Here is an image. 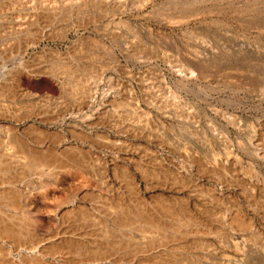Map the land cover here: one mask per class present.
I'll list each match as a JSON object with an SVG mask.
<instances>
[{"label": "rangeland", "instance_id": "rangeland-1", "mask_svg": "<svg viewBox=\"0 0 264 264\" xmlns=\"http://www.w3.org/2000/svg\"><path fill=\"white\" fill-rule=\"evenodd\" d=\"M0 54V135L51 171L4 264H264V0H0Z\"/></svg>", "mask_w": 264, "mask_h": 264}, {"label": "bare ground", "instance_id": "bare-ground-1", "mask_svg": "<svg viewBox=\"0 0 264 264\" xmlns=\"http://www.w3.org/2000/svg\"><path fill=\"white\" fill-rule=\"evenodd\" d=\"M37 1V0H36ZM49 9V8H48ZM51 10V9H50ZM48 11V10H47ZM57 15V14H56ZM59 17V16H58ZM2 40V39H1ZM16 55V54H15ZM0 56H1V54H0ZM17 56V55H16ZM18 56H20V55H18ZM17 56V57H18ZM2 59V58H1ZM14 59V58H13ZM17 59V58H16ZM12 60V59H11ZM2 61V60H1ZM5 61V60H4ZM8 61H10V60H8ZM13 62V61H12ZM68 63V62H67ZM54 66V65H53ZM70 67V66H69ZM6 68V67H5ZM4 69V67L3 66H1L0 65V75H2V70ZM66 69V68H65ZM65 69H62V70H65ZM74 70V69H73ZM54 71V70H53ZM69 71V70H68ZM72 71V70H71ZM67 72V71H66ZM68 73V72H67ZM73 74V73H72ZM71 74V75H72ZM80 74V73H79ZM70 75V76H71ZM80 76V75H79ZM83 76V75H82ZM76 77V76H75ZM79 81V80H78ZM81 81V80H80ZM71 82V81H70ZM78 83H80V82H78ZM74 84H75V82H74ZM84 84V83H83ZM77 85V84H76ZM74 86V85H73ZM78 88H79V86H78ZM84 87H82V89H83ZM176 119V118H175ZM178 119H180V118H178ZM177 120V119H176ZM178 121V120H177ZM3 128V127H2ZM2 128H1V137L0 138H2V140H0V146H2L1 147V149H3L2 151H0V187H3L4 188V191L2 192V191H0V236H1V234H2V231H17V232H22V231H19L22 227L24 228V226H26L27 225V223H25L26 221H28V218L30 217V219H31V216H29V215H32V211H34V210H32L31 211V209L30 208H28L27 207V205H28V194H25L24 195V193H23V195H21V197H20V195H19V193H17L18 192V187H23V188H25V190L26 191H29V190H32L33 188L32 187H37L38 185H39V183H41V181L38 183V181L40 180V179H37L36 180V178L38 177V178H40V176L39 175H43V174H39V173H41V171L43 172L44 171V173H48V171L49 170H46L45 168L43 169V165H45L46 164V159H47V157L46 158H44L43 156H41V158H39V160H35V158L37 159L38 157H35V154H38V153H34L35 152V150H34V155H32V152H31V154L29 153V154H26V156H22V157H19V156H16V155H18V154H16L15 155V153H13L14 151V149H11L12 147H13V145L12 146H8V145H5V142H6V140L9 138V133H10V135H11V132H9L8 131V129H10V128H3V130H2ZM13 134V133H12ZM38 134V133H37ZM11 137V136H10ZM18 137V136H17ZM35 138V137H34ZM36 138H38V137H36ZM9 140V139H8ZM7 140V141H8ZM32 140H34V139H32ZM10 141V140H9ZM23 141V140H22ZM35 141V140H34ZM39 140H37V142H38ZM16 142H18V141H16ZM36 141H35V143H37ZM9 143V142H8ZM19 143V142H18ZM22 143V142H21ZM40 143V142H39ZM20 144V143H19ZM21 145V144H20ZM20 145L18 146V149H21L20 148ZM38 145V144H37ZM40 145V144H39ZM15 146V145H14ZM35 146V145H34ZM18 149L16 150V151H18ZM36 149V148H35ZM76 150V149H75ZM13 151V152H12ZM23 151V150H22ZM72 151V150H71ZM70 151V152H71ZM44 152V151H43ZM74 152V150L72 151V153ZM76 152V151H75ZM79 153V152H78ZM71 154V153H70ZM69 154V155H70ZM31 155L33 156V157H31ZM38 155H41L40 153L38 154ZM55 155V154H54ZM62 155V154H61ZM78 155V154H77ZM82 154H80V156H81ZM52 156H53V154H52ZM68 156V155H67ZM70 156H72V155H70ZM79 156V155H78ZM26 157V158H25ZM49 157L50 156H48V159H49ZM53 158H55V157H53ZM67 158H69L67 161H66V163H64V162H62L63 164V166L64 165H67V164H79L81 161L79 160V158L77 159V157L75 156V153H74V156H72L71 158L70 157H67ZM81 158H82V156H81ZM51 159V158H50ZM60 159V158H59ZM82 160V159H81ZM51 161V160H50ZM80 161V162H79ZM47 162H48V160H47ZM52 162V161H51ZM51 162H48V163H51ZM78 162V163H77ZM86 163V162H85ZM47 165V164H46ZM80 165V164H79ZM156 165V164H155ZM91 166V165H90ZM45 167V166H44ZM47 167H49V166H47ZM51 167V166H50ZM49 167V168H50ZM48 168V169H49ZM57 168H60V167H57ZM71 168V167H70ZM94 168V167H93ZM124 168V167H123ZM144 168V167H143ZM52 168H50V170H51ZM102 170V169H101ZM125 170V169H124ZM153 170V169H152ZM156 170V169H155ZM83 171V170H82ZM142 171H143V169H142ZM174 171V170H173ZM126 172V171H125ZM167 172V171H166ZM49 173H50V175H51V171H49ZM124 173V172H123ZM156 173V172H155ZM38 174V176L36 177V178H34L35 177V175H37ZM169 174V173H168ZM46 176L48 175V174H45ZM44 175V176H45ZM156 175V174H155ZM177 176V175H176ZM43 177V176H42ZM158 177V176H157ZM48 178V177H47ZM46 178V179H47ZM163 178V177H162ZM44 179H45V177H44ZM45 179V180H46ZM130 179V178H129ZM166 179V178H165ZM48 181H49V179H48ZM43 182V181H42ZM46 181H44V183H45ZM173 184V183H172ZM41 185V184H40ZM129 185V184H128ZM42 186V185H41ZM173 186V185H172ZM152 187V186H151ZM21 192V191H20ZM132 192V191H131ZM124 193V192H123ZM93 194V193H92ZM88 195V194H87ZM203 195V194H202ZM196 196V195H195ZM85 197V196H84ZM86 198V197H85ZM200 198V197H199ZM65 199V198H64ZM83 199V198H82ZM144 199V198H143ZM190 199V198H189ZM73 200V199H72ZM111 200V199H110ZM158 200V199H157ZM65 201V200H64ZM119 202H120V200H118ZM146 201V200H145ZM68 202H69V200H68ZM164 202V201H163ZM126 203V202H125ZM130 203H131V201H130ZM133 204V203H132ZM141 204V203H140ZM121 204H119V206H120ZM143 205V204H142ZM151 205V204H150ZM149 205V206H150ZM162 205H164V204H162ZM166 205V204H165ZM168 205V204H167ZM166 205V206H167ZM40 206V205H39ZM45 207V206H44ZM72 207V206H71ZM70 207V208H71ZM101 207V206H100ZM178 207V206H177ZM73 208V207H72ZM159 208V207H158ZM157 208V209H158ZM52 209L53 208H51V209H48V210H46L47 212H48V214H49V212L50 213H52L53 211H52ZM106 209H108V208H106ZM114 209V208H113ZM98 210V209H97ZM102 210V209H101ZM143 210H145V209H143ZM155 210V209H154ZM209 210V209H208ZM211 210V209H210ZM216 210V209H215ZM52 211V212H51ZM103 211V210H102ZM115 211V210H114ZM160 211H161V214L162 215H164V217L166 218H168V216H174V217H178L177 215H179V214H181V212L179 211V209H178V211L180 212L179 214L178 213H175V212H173L172 210H171V208L169 207H163V208H161V210H159V214H160ZM177 211V210H176ZM197 211V210H196ZM145 212H146V210H145ZM210 212V211H209ZM208 212V213H209ZM102 213V212H101ZM184 213V212H183ZM53 214V213H52ZM73 214V213H72ZM84 214V213H83ZM123 215V214H122ZM133 215H134V213H133ZM212 215H214V214H212ZM48 216V218L49 219H54V220H56V216H53V217H51V215L49 214V215H47ZM92 216V215H91ZM161 216V215H160ZM182 216H184V215H182ZM37 218H38V216H36ZM35 218V217H34ZM34 218L32 219V220H34ZM37 218H35V219H37ZM89 218V217H88ZM146 218V217H145ZM185 218V217H184ZM39 219V218H38ZM82 219V218H81ZM127 219V218H126ZM162 219V218H161ZM73 220V219H72ZM77 220V219H76ZM164 220V219H163ZM180 220V219H179ZM30 221V220H29ZM115 221V220H114ZM135 221V220H134ZM170 221V220H169ZM173 221H175L174 219H173ZM186 221V220H185ZM31 222V221H30ZM29 222V223H30ZM106 222V221H105ZM120 222H122V221H120ZM89 223V222H88ZM173 223V222H172ZM175 223V222H174ZM178 223V222H177ZM182 223V222H181ZM33 224V223H32ZM102 224V223H101ZM150 226H151V224H153V222H149L148 223ZM159 224V223H158ZM241 224V223H240ZM78 225V224H77ZM82 225V224H81ZM123 225H124V223H123ZM155 225V224H154ZM37 226V225H36ZM97 226V225H96ZM121 226V225H120ZM157 226V225H156ZM162 226V225H161ZM193 226H195V225H193ZM76 227V226H75ZM93 227V226H92ZM127 227V226H126ZM129 227V226H128ZM183 227V226H182ZM161 228V227H160ZM189 228V227H188ZM29 229V228H28ZM138 229V228H137ZM161 229H164V228H161ZM165 229H167V228H165ZM174 229V228H173ZM177 229H178V227H177ZM22 230V229H21ZM34 230V229H33ZM151 230V229H150ZM184 230V229H183ZM189 230V229H188ZM124 231V230H123ZM168 231H170V228H168ZM173 231V230H172ZM76 232V231H75ZM121 232V231H120ZM117 233V235H122L123 236V238H121L120 237V239L118 240V242L120 243V244H122V242L125 244V243H127L126 241L128 240V236L127 235H125V234H123V233ZM173 232H175V230L173 231ZM181 232V231H180ZM8 233V232H7ZM131 233V232H130ZM167 233V232H166ZM171 233V232H170ZM182 233V232H181ZM193 233V232H192ZM4 234H5V232H4ZM17 234V233H16ZM72 234V233H71ZM83 234V233H82ZM91 234H92V232H91ZM103 234H105V233H103ZM111 234V233H110ZM180 234V233H179ZM162 235V234H161ZM164 235V234H163ZM176 235V234H175ZM177 235H178V232H177ZM176 235V236H177ZM10 236V235H9ZM71 236V235H70ZM88 236V235H87ZM185 236V235H184ZM186 236H188V233H187V235ZM5 237V236H4ZM14 237V236H13ZM69 237V236H68ZM90 237V236H89ZM97 237H99V236H97ZM109 238L111 237L112 238V236H108ZM108 237H105V238H101V242L103 241H108V242H110L109 240H108ZM3 238V237H2ZM9 238V237H8ZM29 238V237H28ZM33 238V237H32ZM83 237H81V239H74V240H72L71 241V239H70V242H71V245H67V249H69L68 251H70V253H68V251H67V253H66V255H63L64 257H66L67 256V262L69 261H71L72 262V260L74 261H76L77 259H79V258H81V259H87V260H95L94 262H96L97 263V261H96V259H100L101 258V256H104V255H106L107 253H109V252H106L107 250L105 249H103V250H93L92 248H93V246H92V248L91 247H89V246H87L86 244H85V241H84V239H82ZM114 238H115V236H114ZM117 238H119V237H117ZM144 238V237H143ZM142 238V239H143ZM180 238V237H179ZM186 238V237H185ZM69 239V238H68ZM86 239V238H85ZM92 239V238H91ZM116 239V238H115ZM170 239V238H169ZM172 239V238H171ZM21 240V239H20ZM97 240V239H96ZM100 240V239H99ZM117 240V239H116ZM178 240V239H177ZM177 240H175V241H177ZM180 240V239H179ZM67 241L69 242V240H66V243H67ZM94 241V240H93ZM182 241V240H181ZM70 242H69V244H70ZM88 242L90 243V241L88 240ZM97 242V241H96ZM134 242V241H133ZM174 242V241H173ZM3 243V242H2ZM16 243V242H15ZM147 243V242H146ZM155 243V242H154ZM170 243H171V241H170ZM186 243V242H185ZM198 243V242H197ZM10 244V243H9ZM64 244V243H63ZM91 244V243H90ZM160 244H163V243H160ZM96 245V244H95ZM105 245V244H104ZM135 245V244H134ZM166 245V244H165ZM164 245V246H165ZM169 245V244H168ZM20 246V245H19ZM25 246V245H24ZM62 246V245H61ZM68 246H69V248H68ZM101 246H103V245H101ZM108 246V245H107ZM23 247V246H22ZM106 247V246H105ZM134 247V246H133ZM28 248V247H27ZM49 248V247H48ZM109 248H112V249H114V247L112 246H110ZM165 248V247H164ZM8 249V248H7ZM66 249V250H67ZM173 249V248H172ZM182 249V248H181ZM3 250V249H2ZM57 250V249H56ZM60 250V249H59ZM184 250V249H183ZM54 251V250H53ZM58 251V250H57ZM115 251V250H114ZM177 251V250H176ZM2 252V251H1ZM8 252V251H7ZM33 252V251H32ZM66 252V251H65ZM135 252V251H134ZM164 252V251H163ZM170 252V251H169ZM15 253V252H14ZM36 253V252H35ZM58 253V252H57ZM18 254H20V253H18ZM56 254V253H55ZM61 254V253H60ZM68 254V255H67ZM0 255H1V253H0ZM3 255V254H2ZM5 255V254H4ZM15 255V254H14ZM13 255V256H14ZM129 255V254H128ZM174 255V254H173ZM6 256V255H5ZM126 256V255H125ZM165 256V255H164ZM2 257V256H1ZM0 257V264H4L3 262H2V258ZM179 257V256H178ZM63 258V257H62ZM161 258V257H160ZM173 258V257H172ZM7 259V258H6ZM36 259V258H35ZM165 259V258H164ZM65 260V259H64ZM101 260V259H100ZM142 260V259H141ZM176 260V259H175ZM5 261V260H4ZM78 261V260H77ZM167 261V260H166ZM152 262V261H151ZM13 263V262H12ZM71 264H73V263H71ZM148 264H149V262H148Z\"/></svg>", "mask_w": 264, "mask_h": 264}]
</instances>
